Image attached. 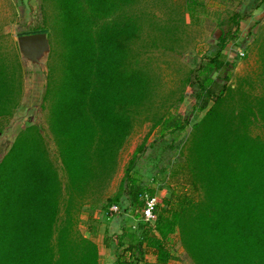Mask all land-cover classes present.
<instances>
[{
  "label": "trees",
  "instance_id": "1",
  "mask_svg": "<svg viewBox=\"0 0 264 264\" xmlns=\"http://www.w3.org/2000/svg\"><path fill=\"white\" fill-rule=\"evenodd\" d=\"M42 1L54 11L40 31L48 56L39 107L65 183L40 128H22L0 159V264H98L95 243L76 229L82 206L88 217L97 206L106 217L116 205L136 220L157 179L142 185L129 175L138 147L117 190L102 202L119 151L137 122L149 121L161 136L187 125L167 114V100L155 104L156 78L140 62L146 48L175 51L183 25L171 17L140 18L127 8L138 0ZM225 38L195 75L193 108L211 105L190 126L183 147L190 194L172 190L159 200L152 223L136 222L134 230L122 227L108 237L113 264H166L172 235L191 264H264V136L250 134L251 127L264 132V32L253 41L251 74L219 87L212 74L223 65ZM20 74L15 57L0 55V119L19 104ZM148 253L153 261H145Z\"/></svg>",
  "mask_w": 264,
  "mask_h": 264
},
{
  "label": "rangeland",
  "instance_id": "2",
  "mask_svg": "<svg viewBox=\"0 0 264 264\" xmlns=\"http://www.w3.org/2000/svg\"><path fill=\"white\" fill-rule=\"evenodd\" d=\"M186 3L190 8H184ZM127 8L142 19L156 18L153 22H162L170 17L181 19L183 41L175 51L166 50L163 46L146 48L140 55V62L156 78L155 104L167 100L171 107L167 114L185 118L187 125L182 132L166 131L161 136L158 128L151 129L149 121L137 122L119 151L117 170L104 191L102 202L111 198L117 190L124 169L138 147L140 150L129 172L131 177L142 185L148 183L146 180L151 177L157 179L150 186L158 200L168 197L172 190L190 194L183 147L190 126L211 105V101H207L204 110L193 108L199 92L196 72L216 52L218 38L224 35L225 45L220 53L223 65L212 74L214 81L219 87L234 86L240 78L251 74L255 62L253 41L264 32V0H138ZM53 11L51 5L42 0H0V55L8 60L15 57L21 73L19 104L10 116L0 119V159L22 128L37 125L63 186L65 179L44 123V112L39 107L48 46L30 55L22 51L17 43L19 36L42 33L40 31L50 24ZM171 11L173 14L170 16ZM234 15H239L237 25L233 22ZM43 34L46 36V33ZM186 81H189V87ZM251 93L256 94L257 89H252ZM250 134L264 136V132L257 127H251ZM118 203L121 208L126 205L123 199ZM88 216L89 208L82 206L76 217L78 233L95 243L98 264H113L112 244L105 240L119 233L122 227L128 229L133 220L124 215L106 219L98 206ZM171 237L170 257L166 264H191L176 236ZM144 259L153 261L149 253L144 255Z\"/></svg>",
  "mask_w": 264,
  "mask_h": 264
},
{
  "label": "built area",
  "instance_id": "3",
  "mask_svg": "<svg viewBox=\"0 0 264 264\" xmlns=\"http://www.w3.org/2000/svg\"><path fill=\"white\" fill-rule=\"evenodd\" d=\"M239 55L241 54L239 53ZM158 203L159 200L155 195L153 196L144 195L142 197V207L139 211V216L136 220H133L132 222L129 223L128 229L134 230L136 222L148 223V224L152 223L155 217V211ZM120 214L122 213L120 212L119 208L116 205H110L105 212L107 218L118 216ZM129 219L131 221V218Z\"/></svg>",
  "mask_w": 264,
  "mask_h": 264
},
{
  "label": "water",
  "instance_id": "4",
  "mask_svg": "<svg viewBox=\"0 0 264 264\" xmlns=\"http://www.w3.org/2000/svg\"><path fill=\"white\" fill-rule=\"evenodd\" d=\"M17 43L22 51L34 55L47 46V39L43 33H34L19 36Z\"/></svg>",
  "mask_w": 264,
  "mask_h": 264
},
{
  "label": "crops",
  "instance_id": "5",
  "mask_svg": "<svg viewBox=\"0 0 264 264\" xmlns=\"http://www.w3.org/2000/svg\"><path fill=\"white\" fill-rule=\"evenodd\" d=\"M121 232V230L119 231V233ZM118 232H116V234H119ZM107 242V241H106ZM109 243V242H108Z\"/></svg>",
  "mask_w": 264,
  "mask_h": 264
}]
</instances>
